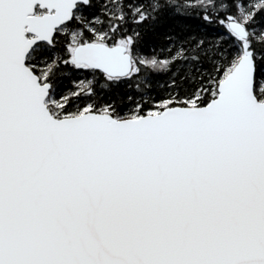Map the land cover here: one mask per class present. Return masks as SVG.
<instances>
[{"label": "snow or ice", "instance_id": "6c2138e0", "mask_svg": "<svg viewBox=\"0 0 264 264\" xmlns=\"http://www.w3.org/2000/svg\"><path fill=\"white\" fill-rule=\"evenodd\" d=\"M0 264H264V0H0Z\"/></svg>", "mask_w": 264, "mask_h": 264}, {"label": "trees", "instance_id": "16d2710c", "mask_svg": "<svg viewBox=\"0 0 264 264\" xmlns=\"http://www.w3.org/2000/svg\"><path fill=\"white\" fill-rule=\"evenodd\" d=\"M177 2H178V3H183V0H177ZM157 26L162 28L161 25H157ZM209 31L215 33V32H217V31L222 32L223 29H222V28H219V27H214V28H210ZM163 42H164V41L161 40V43H163ZM146 51H148V50L146 49ZM165 54H166V53H160V55H165ZM81 78H83V77H81ZM69 86L71 87L72 85H69Z\"/></svg>", "mask_w": 264, "mask_h": 264}]
</instances>
